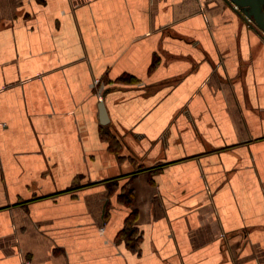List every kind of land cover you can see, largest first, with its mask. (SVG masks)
<instances>
[{"label":"crops","instance_id":"1","mask_svg":"<svg viewBox=\"0 0 264 264\" xmlns=\"http://www.w3.org/2000/svg\"><path fill=\"white\" fill-rule=\"evenodd\" d=\"M263 35L223 0H0V264H264Z\"/></svg>","mask_w":264,"mask_h":264},{"label":"water","instance_id":"2","mask_svg":"<svg viewBox=\"0 0 264 264\" xmlns=\"http://www.w3.org/2000/svg\"><path fill=\"white\" fill-rule=\"evenodd\" d=\"M245 22L253 21L256 29L264 33V0H223ZM254 29V30H256ZM103 113V105H100Z\"/></svg>","mask_w":264,"mask_h":264},{"label":"rangeland","instance_id":"3","mask_svg":"<svg viewBox=\"0 0 264 264\" xmlns=\"http://www.w3.org/2000/svg\"><path fill=\"white\" fill-rule=\"evenodd\" d=\"M40 74H38L36 76L37 79L40 78ZM106 72L104 73V78L103 79H94L92 81V83L90 84V88H91V91L93 92V94L98 98L100 99V95H101V90L103 89L104 86L107 85L106 83Z\"/></svg>","mask_w":264,"mask_h":264},{"label":"flooded vegetation","instance_id":"4","mask_svg":"<svg viewBox=\"0 0 264 264\" xmlns=\"http://www.w3.org/2000/svg\"><path fill=\"white\" fill-rule=\"evenodd\" d=\"M251 27H253L254 29H256V27H255V25H254V23H253V21H251ZM257 30H259V29H257ZM260 31V30H259ZM261 32V31H260ZM262 34H264L263 32H261ZM264 36V35H263Z\"/></svg>","mask_w":264,"mask_h":264}]
</instances>
